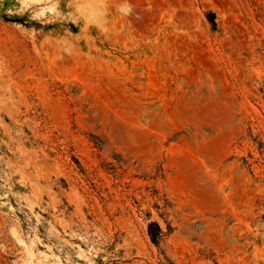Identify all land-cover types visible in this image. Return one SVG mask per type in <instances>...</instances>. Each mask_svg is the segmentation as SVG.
<instances>
[{
	"label": "rangeland",
	"instance_id": "obj_1",
	"mask_svg": "<svg viewBox=\"0 0 264 264\" xmlns=\"http://www.w3.org/2000/svg\"><path fill=\"white\" fill-rule=\"evenodd\" d=\"M0 264H264V0H0Z\"/></svg>",
	"mask_w": 264,
	"mask_h": 264
}]
</instances>
